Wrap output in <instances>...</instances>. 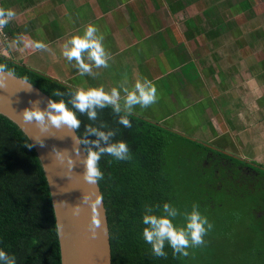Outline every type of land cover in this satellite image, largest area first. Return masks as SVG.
I'll return each mask as SVG.
<instances>
[{"label": "crops", "instance_id": "obj_1", "mask_svg": "<svg viewBox=\"0 0 264 264\" xmlns=\"http://www.w3.org/2000/svg\"><path fill=\"white\" fill-rule=\"evenodd\" d=\"M16 17L0 55L74 89L147 78L158 101L133 114L264 167V0H0ZM93 24L109 67L81 76L64 43ZM42 41L48 50L39 51ZM251 163V162H250Z\"/></svg>", "mask_w": 264, "mask_h": 264}, {"label": "trees", "instance_id": "obj_2", "mask_svg": "<svg viewBox=\"0 0 264 264\" xmlns=\"http://www.w3.org/2000/svg\"><path fill=\"white\" fill-rule=\"evenodd\" d=\"M0 65L49 95L70 99L76 89L0 55ZM53 90L64 93L53 96ZM70 108L71 104L68 105ZM82 121V136L90 123ZM131 128L118 123L110 108L99 120L117 130L113 142H127L132 158L105 155L99 181L107 209L112 264H264V167L178 135L135 114ZM95 137H92L94 139ZM26 135L0 115V249L17 264H62L58 229L48 183ZM170 203L181 213L193 204L213 225L205 244L188 257L152 255L143 239L145 205ZM157 215L161 214L159 211ZM184 225L183 215L175 220Z\"/></svg>", "mask_w": 264, "mask_h": 264}, {"label": "clouds", "instance_id": "obj_3", "mask_svg": "<svg viewBox=\"0 0 264 264\" xmlns=\"http://www.w3.org/2000/svg\"><path fill=\"white\" fill-rule=\"evenodd\" d=\"M16 17L13 9L0 7V30L6 27ZM104 36L99 29L89 24L83 35H75L69 38L63 45L62 55L68 62L75 61L79 74L88 75L93 78L99 73L94 68H107L111 60L110 53L103 44ZM39 51L48 50V45L42 41L34 43ZM11 75L5 65H0V86L4 85L5 75ZM53 96H63L59 90H53ZM158 101L157 87L153 81L147 78L137 80L130 89L126 82L119 87L106 90L103 86L90 87L88 89H76L70 94V99L48 101L47 107L41 109L39 101L32 102L33 106L22 112L23 120L27 123L35 122L41 131L46 132L50 128L67 127L72 130H79L82 125L77 112L86 115L92 121L84 126L82 136L73 137L76 145L75 154L80 158L84 167V179L91 185H97L104 178L99 167L101 158L109 155L116 160L126 161L132 158L130 148L125 141L113 142L117 130L111 129L108 125L99 120V112L110 108L118 117V123L126 128L132 127L129 117L133 114L136 106L148 108ZM71 104V108L68 106ZM92 137H95L92 139ZM43 146V144H40ZM84 147V154H81L80 146ZM31 148L33 145H27ZM69 163H72L70 160ZM78 211V210H77ZM159 211L161 214L157 215ZM183 215L184 225H177L175 220ZM142 222L143 239L151 245L152 255L156 257H167L166 245L171 247L174 256L188 257V249L200 247L205 244V236L212 229L213 225L208 218L201 214L199 205L193 204L190 212L181 213L178 208L170 203H164L162 209L159 205H145ZM99 222L94 220L89 226L93 237ZM0 264H17L16 257L0 249Z\"/></svg>", "mask_w": 264, "mask_h": 264}, {"label": "water", "instance_id": "obj_4", "mask_svg": "<svg viewBox=\"0 0 264 264\" xmlns=\"http://www.w3.org/2000/svg\"><path fill=\"white\" fill-rule=\"evenodd\" d=\"M50 99L29 81L6 74L0 86V115L18 126L40 160L55 212L62 264H112L106 205L99 182L91 185L84 179L73 141L80 137L77 131L53 127L43 132L35 122L23 120L22 112L32 107V102L39 101V107L45 109ZM80 149L83 155V145ZM94 220L100 226L93 237L89 226Z\"/></svg>", "mask_w": 264, "mask_h": 264}, {"label": "rangeland", "instance_id": "obj_5", "mask_svg": "<svg viewBox=\"0 0 264 264\" xmlns=\"http://www.w3.org/2000/svg\"><path fill=\"white\" fill-rule=\"evenodd\" d=\"M19 64V63H18ZM66 85V84H65ZM249 162H251V163H254L253 161H251V160H248Z\"/></svg>", "mask_w": 264, "mask_h": 264}]
</instances>
